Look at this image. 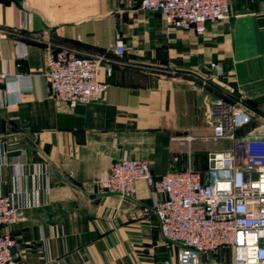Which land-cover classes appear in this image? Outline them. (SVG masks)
I'll list each match as a JSON object with an SVG mask.
<instances>
[{"label": "crops", "instance_id": "0c3cea01", "mask_svg": "<svg viewBox=\"0 0 264 264\" xmlns=\"http://www.w3.org/2000/svg\"><path fill=\"white\" fill-rule=\"evenodd\" d=\"M229 7L228 19L196 34L139 0H0V194L21 208L23 219L4 228L18 263L176 264V245L141 211L151 203L146 181L128 197L97 183L124 155L148 160L154 176L204 171L209 152L231 146L207 138L205 110L218 97L241 98L251 123L264 121V0ZM61 49L112 67L101 69L108 88L97 100L71 107L50 96L49 57ZM211 61L233 94L212 79ZM202 259L231 257L220 249Z\"/></svg>", "mask_w": 264, "mask_h": 264}, {"label": "built area", "instance_id": "2783aa9c", "mask_svg": "<svg viewBox=\"0 0 264 264\" xmlns=\"http://www.w3.org/2000/svg\"><path fill=\"white\" fill-rule=\"evenodd\" d=\"M139 6L160 13L168 26L196 34L205 33L208 22L230 17L229 0H139ZM124 49L117 42L113 52L121 55ZM102 68L112 74L101 56H79L64 49L51 53L50 96L71 107L97 100L108 88L100 79ZM209 68L217 85L233 94L235 90L221 80L222 64L211 61ZM7 80L8 75L0 72V87ZM252 117L241 98L231 102L218 97L205 110L212 129L207 138L229 140L231 146L209 152L204 171L187 168L154 176L148 160L124 155L110 164L97 187L102 193L128 197L134 195L135 183L145 180L151 203L142 204L141 211L154 214L163 239L176 245V264H210L202 256L220 249L229 251L228 264H264V121L248 133H236ZM21 219L13 196L0 194V264H20L13 253L15 238L4 228Z\"/></svg>", "mask_w": 264, "mask_h": 264}, {"label": "rangeland", "instance_id": "374dc122", "mask_svg": "<svg viewBox=\"0 0 264 264\" xmlns=\"http://www.w3.org/2000/svg\"><path fill=\"white\" fill-rule=\"evenodd\" d=\"M253 118V117H252ZM255 125L252 124L251 122L249 123V125L244 129L247 133L251 131V129L254 127ZM239 132V131H238ZM237 132V133H238Z\"/></svg>", "mask_w": 264, "mask_h": 264}, {"label": "trees", "instance_id": "16d2710c", "mask_svg": "<svg viewBox=\"0 0 264 264\" xmlns=\"http://www.w3.org/2000/svg\"><path fill=\"white\" fill-rule=\"evenodd\" d=\"M220 87V86H219Z\"/></svg>", "mask_w": 264, "mask_h": 264}]
</instances>
